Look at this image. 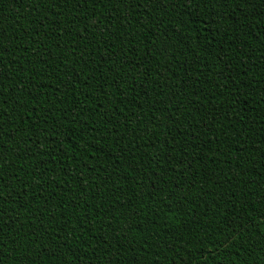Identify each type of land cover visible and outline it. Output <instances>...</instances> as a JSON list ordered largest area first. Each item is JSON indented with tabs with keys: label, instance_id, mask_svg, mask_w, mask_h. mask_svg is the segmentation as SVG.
Listing matches in <instances>:
<instances>
[{
	"label": "trees",
	"instance_id": "trees-1",
	"mask_svg": "<svg viewBox=\"0 0 264 264\" xmlns=\"http://www.w3.org/2000/svg\"><path fill=\"white\" fill-rule=\"evenodd\" d=\"M0 264H264V0H0Z\"/></svg>",
	"mask_w": 264,
	"mask_h": 264
}]
</instances>
